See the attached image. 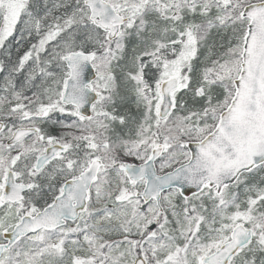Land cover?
Masks as SVG:
<instances>
[{
	"label": "snow or ice",
	"instance_id": "1",
	"mask_svg": "<svg viewBox=\"0 0 264 264\" xmlns=\"http://www.w3.org/2000/svg\"><path fill=\"white\" fill-rule=\"evenodd\" d=\"M0 264H264V0H0Z\"/></svg>",
	"mask_w": 264,
	"mask_h": 264
}]
</instances>
